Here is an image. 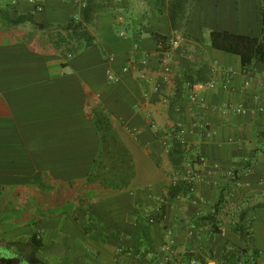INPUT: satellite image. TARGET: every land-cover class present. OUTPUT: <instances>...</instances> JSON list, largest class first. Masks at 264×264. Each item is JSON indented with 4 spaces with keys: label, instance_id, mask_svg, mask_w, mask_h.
I'll use <instances>...</instances> for the list:
<instances>
[{
    "label": "crops",
    "instance_id": "crops-1",
    "mask_svg": "<svg viewBox=\"0 0 264 264\" xmlns=\"http://www.w3.org/2000/svg\"><path fill=\"white\" fill-rule=\"evenodd\" d=\"M90 1L91 46L70 56L44 39L50 26L84 21ZM172 1L0 0V187L18 201L8 217L26 227L10 238H42L40 249L29 243L34 264H60L58 255L72 264V245L86 264H242L258 251L264 264V64L244 68L203 33L260 36L262 0H212L211 8L193 0L184 28L173 27ZM30 15L35 22L6 19ZM157 35L178 41L159 92ZM140 71L154 77L143 81ZM209 81L216 87L191 101L188 85ZM87 91L131 152L135 176L125 189L87 183L101 150ZM173 136L187 143L183 170L169 157ZM189 165L198 171L192 189L171 195Z\"/></svg>",
    "mask_w": 264,
    "mask_h": 264
},
{
    "label": "trees",
    "instance_id": "trees-1",
    "mask_svg": "<svg viewBox=\"0 0 264 264\" xmlns=\"http://www.w3.org/2000/svg\"><path fill=\"white\" fill-rule=\"evenodd\" d=\"M192 2L193 0L172 1L171 20L173 27L177 26V21L179 19L186 18V24L189 22L190 17L185 13L189 7L191 8ZM92 8L93 1H90V4L86 5L85 8L84 21L72 18L69 22L59 25L61 29L68 33V35L64 37V40L69 41L68 43L71 44V47L68 48L70 56L79 52L82 48L91 46L94 43V37L86 25V22L90 20L88 13L92 10ZM6 19L11 23H19L23 20L35 22L32 15L28 17L21 16L14 21H11L10 17H6ZM260 20L262 26L260 36L241 34L227 30H212L210 32L211 46L218 50L239 55L244 68L254 61H260L264 64V0H262L261 3ZM38 25L43 27L42 24ZM48 35L50 38L48 39L49 42L55 45H60L62 41H64H54V39H52L53 34L50 31ZM157 36L158 39H161L159 35ZM87 95L91 104L89 114H91L95 119L97 128L99 129L101 135V150L97 158L94 160L92 170L87 177V183L99 184L104 187L118 190L125 189L131 184L135 176V166L131 152L119 140L117 134L115 133L111 113L103 106L101 101L93 95V93L87 91ZM187 155V143L180 137L173 136L169 151V157L173 165L179 167V170H183ZM191 187V183L187 180H180L176 186L173 185L171 187L170 194L175 195L181 190L188 192ZM221 204L222 196L216 204V207ZM206 219H208L212 224L213 230L218 232L215 224V213L207 215ZM29 243L32 244L35 249L43 247L42 238L38 237L37 233H33L29 239H19L18 241H15L14 244L12 243V245H16L19 248L20 244ZM241 251L242 250L238 248L234 253H241ZM18 254L19 252L17 255ZM196 257L200 258L199 255H196ZM0 258V264H34V259L32 258L29 262L23 260L18 263H15L13 258Z\"/></svg>",
    "mask_w": 264,
    "mask_h": 264
},
{
    "label": "rangeland",
    "instance_id": "rangeland-1",
    "mask_svg": "<svg viewBox=\"0 0 264 264\" xmlns=\"http://www.w3.org/2000/svg\"><path fill=\"white\" fill-rule=\"evenodd\" d=\"M205 2H206L205 8H211L212 0H206ZM177 24L180 27L184 28V25L186 24V18L185 19H179L177 21ZM49 31L53 34L52 39H54V41H56V40L62 41V40H64V37L68 35V33L65 30L61 29L60 26H50L43 31L44 39H46V40L50 39L49 35H48ZM119 31H120V29H119ZM119 31L117 30V34L119 33ZM203 33L206 37V40L210 44V37H209L208 28L204 29ZM68 42L69 41L64 40V41H62V43L60 45H55L53 43H51V45H53L54 48H56L60 51H63L67 55H69L68 48L71 47V44ZM104 64H105V62H104ZM99 68L97 69L98 72L100 70ZM11 197L9 196V194L5 195L3 189L0 187V257H2V258H13V261L15 263L22 262L23 260H26L29 262L31 260V256H32V253L30 254V248H31L30 244H20L19 248L16 245L10 246L11 243L14 244L15 241L19 240L18 238H10V236H12V233L17 232V230L11 232L13 230V228L17 229V228L24 227V226H21L17 222H12L11 218L8 217L11 213H13V215H14L18 211V209H15L14 206L10 205V203L13 205H17V203H18V201L10 202V199H13ZM32 210H34V209H32ZM25 228L26 227H24L23 229H25ZM58 249H59V251H56L57 253H60V251L62 253H64L63 247L58 246ZM79 250H80V248L78 246H75V247H74V245L71 246L70 253H72V254L74 253L76 255V256H74L73 261L71 260L72 264H86L87 257L84 256L83 254H81ZM18 252H19V254L17 255ZM49 252L52 253V252H54V250H50ZM15 254H16V256L13 257V255H15ZM51 256H53V255H51ZM58 256H56L55 259L57 258L56 260H58V263L63 264V262L65 261V258L61 259ZM0 260H1V258H0Z\"/></svg>",
    "mask_w": 264,
    "mask_h": 264
},
{
    "label": "built area",
    "instance_id": "built-area-1",
    "mask_svg": "<svg viewBox=\"0 0 264 264\" xmlns=\"http://www.w3.org/2000/svg\"><path fill=\"white\" fill-rule=\"evenodd\" d=\"M39 10H42V6H38ZM121 35H125V31L121 30L120 31ZM177 40L168 37V38H159L158 39V44H157V51H156V56L158 58V62L160 65V76L161 80H156L154 85H153V90L156 92H159L163 89V85L167 83L170 80V76L172 73L171 69V54H170V49L171 47H174L177 44ZM130 67H124L123 71H129ZM139 77L143 81H148L152 79L154 76L150 75L148 71H140L139 72ZM108 78L111 81H118L119 78L111 71H108ZM216 87L215 81H209V82H199L196 83L195 85H188L189 88V98L191 101L195 103L202 102L204 99L202 98V93L207 90V89H213ZM236 112H245V109L243 107H236L233 108ZM261 110L264 111V105L261 106ZM153 128H157V124L155 122L152 123ZM204 160V158H201ZM186 180L191 183V186L194 182V180L198 177V171L194 169L191 165L188 166L187 172H186ZM192 189V187H191ZM155 219H152V221ZM170 243H174V240L171 239ZM261 251H258L256 253H250V255L247 256L246 259H240V262L242 264H261L259 261V255L261 254ZM167 260V258H166ZM166 261H163L165 263Z\"/></svg>",
    "mask_w": 264,
    "mask_h": 264
}]
</instances>
